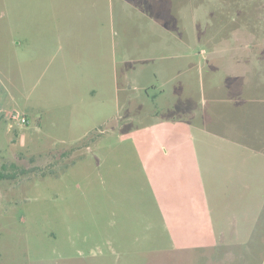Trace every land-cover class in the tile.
I'll list each match as a JSON object with an SVG mask.
<instances>
[{
  "label": "rangeland",
  "instance_id": "1",
  "mask_svg": "<svg viewBox=\"0 0 264 264\" xmlns=\"http://www.w3.org/2000/svg\"><path fill=\"white\" fill-rule=\"evenodd\" d=\"M0 174V264H264V0H0Z\"/></svg>",
  "mask_w": 264,
  "mask_h": 264
},
{
  "label": "built area",
  "instance_id": "2",
  "mask_svg": "<svg viewBox=\"0 0 264 264\" xmlns=\"http://www.w3.org/2000/svg\"><path fill=\"white\" fill-rule=\"evenodd\" d=\"M6 116H8V130L12 129V125H25L27 124V120L25 117L21 114L16 113H6Z\"/></svg>",
  "mask_w": 264,
  "mask_h": 264
},
{
  "label": "trees",
  "instance_id": "3",
  "mask_svg": "<svg viewBox=\"0 0 264 264\" xmlns=\"http://www.w3.org/2000/svg\"><path fill=\"white\" fill-rule=\"evenodd\" d=\"M5 176H3L2 174H0V180L4 179Z\"/></svg>",
  "mask_w": 264,
  "mask_h": 264
},
{
  "label": "crops",
  "instance_id": "4",
  "mask_svg": "<svg viewBox=\"0 0 264 264\" xmlns=\"http://www.w3.org/2000/svg\"><path fill=\"white\" fill-rule=\"evenodd\" d=\"M194 209L196 210V207H194V208L192 209L193 212H195ZM195 214H196V216H198L197 212H195Z\"/></svg>",
  "mask_w": 264,
  "mask_h": 264
}]
</instances>
